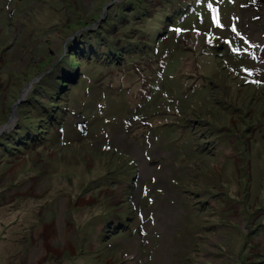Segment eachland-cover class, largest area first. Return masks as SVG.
<instances>
[{"label":"rangeland","instance_id":"rangeland-1","mask_svg":"<svg viewBox=\"0 0 264 264\" xmlns=\"http://www.w3.org/2000/svg\"><path fill=\"white\" fill-rule=\"evenodd\" d=\"M112 1L0 0V264H264V0Z\"/></svg>","mask_w":264,"mask_h":264},{"label":"trees","instance_id":"trees-1","mask_svg":"<svg viewBox=\"0 0 264 264\" xmlns=\"http://www.w3.org/2000/svg\"><path fill=\"white\" fill-rule=\"evenodd\" d=\"M187 6H189V4L187 5ZM157 15L159 16V18L161 17L160 16V14L159 13H157ZM167 18V15H162V19H159V23H158V25H159V29H160V31H159V33L161 32V31H163V28L165 27V25L167 24L166 22H164V20ZM178 18H180V16L178 17ZM99 54H101V53H99ZM113 53H109V54H107V55H112ZM73 62H74V60H72ZM73 62H72V64H73ZM75 64V63H74ZM65 79V78H64ZM61 80V83H60V85H59V87L61 88H63V87H65L66 86V84H68L70 81L69 80ZM55 104H58V103H56V102H54ZM57 107V106H56ZM262 223H264V222H262Z\"/></svg>","mask_w":264,"mask_h":264},{"label":"water","instance_id":"water-1","mask_svg":"<svg viewBox=\"0 0 264 264\" xmlns=\"http://www.w3.org/2000/svg\"><path fill=\"white\" fill-rule=\"evenodd\" d=\"M115 0H113L112 2H110V3H108V4H105V6H104V10H103V12L107 9V8H109L111 5H112V3L114 2ZM101 18H103V17H101ZM72 48H74V47H72ZM35 80H37V79H35ZM23 94H24V91L22 92V95H21V97L13 104V106H12V111H14L15 110V108H16V106L20 103V101L22 100V96H23ZM12 114H13V112H12ZM9 120H12V115H11V117L9 118ZM6 126H8V124L7 125H4V127H6Z\"/></svg>","mask_w":264,"mask_h":264},{"label":"flooded vegetation","instance_id":"flooded-vegetation-1","mask_svg":"<svg viewBox=\"0 0 264 264\" xmlns=\"http://www.w3.org/2000/svg\"><path fill=\"white\" fill-rule=\"evenodd\" d=\"M261 225H263V223H261ZM251 245V244H250ZM251 247V246H250ZM245 252L243 251V254H244ZM240 259V258H239ZM242 264V263H241Z\"/></svg>","mask_w":264,"mask_h":264}]
</instances>
